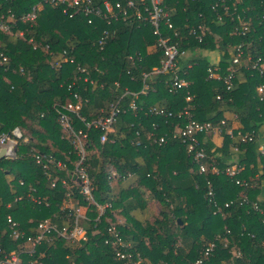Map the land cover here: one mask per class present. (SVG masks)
Returning <instances> with one entry per match:
<instances>
[{
    "label": "trees",
    "instance_id": "1",
    "mask_svg": "<svg viewBox=\"0 0 264 264\" xmlns=\"http://www.w3.org/2000/svg\"><path fill=\"white\" fill-rule=\"evenodd\" d=\"M233 2L225 0L230 5L226 12L220 0H163L177 32L175 35L174 30L165 31L171 42H177L181 49L192 53L197 49L218 50L222 53L217 63L221 78L230 64L231 53L236 52L239 44L252 59L258 55L264 59V21L261 19L264 0H238L236 9ZM33 5H36L35 20L20 21ZM1 14L5 17L13 14L16 21L11 23V33L0 30V53L8 58L6 65H0V133L19 127L28 135L26 142H18L15 159H0V248L4 252L26 247V237L35 236L39 221L51 219L61 223L55 215L67 199L66 189L60 181L54 187L50 182L53 177L68 179L67 170L74 168L77 156L69 138L61 137L64 132L56 120L57 104L66 99L75 101L76 93L82 99L80 113L90 120L99 116L100 106L107 105L127 88L133 94L122 98L121 104L126 110L120 111L104 142L100 141V128L86 129L84 122L70 113L75 128L87 133L86 168L94 185V198L98 203H110V207H106L96 221V207L89 204L90 221L85 224L88 236L85 241L67 244L57 238L51 243L42 242L32 256L23 254V264L37 258L43 264L134 263L116 255L121 249L118 244L105 242L112 238L106 226L114 216L127 212L125 198L142 202L143 190L161 204L158 215L144 222L132 219L130 226L118 228L124 241L133 242L132 252H137L146 263L194 264L195 259L202 256L205 245L227 227L231 231L229 248L238 250L240 255L231 256L218 246L203 264H264V219L253 208L257 203L264 209V172L254 177L259 171L257 163L264 162V156L256 151V143L230 144L227 139L223 145L215 146L210 133L199 134L205 152L213 156L220 168L217 174L199 173L185 144L171 136L174 124L184 120L177 114L186 105L198 121L218 124L224 112H228L238 118L236 129L258 134L264 127V97L258 93L257 86L264 83V75L240 66L232 88L226 89L221 78H208V59L195 58L189 68L179 71L189 81L188 87L170 90L172 71H168L150 74L146 80L148 88L140 92L142 74L151 71L162 58V50L154 46L156 38L148 25L138 21L118 22L113 26L116 28L114 37L100 48L96 40L106 27L104 21L89 24L81 14L68 17L61 8L44 0H0ZM218 16L221 19H217ZM237 16L249 23L248 34L230 33L231 28L238 26ZM198 24L207 28L201 41L187 33V26L197 27ZM129 56L134 58V63ZM55 57L60 58V67L53 65ZM182 62L181 59L179 64ZM80 68L88 73H81ZM73 80L75 83L68 87ZM188 95L190 99L186 98ZM131 99L136 105L132 110L127 108ZM152 105L163 106L173 115L151 114L148 110ZM225 121L230 125V118L225 117ZM160 137L164 138L163 142H159ZM233 144L239 148L236 155L230 150ZM35 153L60 160L67 170L55 172L50 168V172L45 173L35 163ZM138 158L142 162H138ZM231 164L243 165L237 177L253 185L235 184L234 179L223 172L224 167ZM110 168L115 175L110 174ZM129 173L138 175L137 185L127 192L114 194L113 181ZM8 174H12L10 181L14 191L7 182ZM19 180L23 181L22 185ZM207 180L215 191L212 199L206 195ZM30 185L34 187V194L46 197L41 204L26 197ZM68 187L72 199L85 206L76 187L70 184ZM15 194L22 198L14 202ZM230 200L232 203L224 207V202ZM215 203L222 205V214L213 213ZM8 214L19 221L18 229L25 231L24 236L14 238Z\"/></svg>",
    "mask_w": 264,
    "mask_h": 264
},
{
    "label": "built area",
    "instance_id": "2",
    "mask_svg": "<svg viewBox=\"0 0 264 264\" xmlns=\"http://www.w3.org/2000/svg\"><path fill=\"white\" fill-rule=\"evenodd\" d=\"M46 3H50L54 6L61 8L62 12L68 17H74L77 14H81L85 17L87 23L95 24L96 21H104L106 27H104L97 40L96 44L102 48L107 42L114 37L116 28L113 26L118 22H130L135 21L140 22L143 25H148L151 29L152 35L155 36L156 42L155 47L162 50V58L159 60V64L151 68V71L144 72L142 74V87L140 92H145L148 88V83L146 80L150 78V74H159L172 71V75L169 80L170 90H176L179 88H186L189 85V81L179 74V71L184 67L191 66V60L195 59V56L191 55L188 50L181 49L177 42H171L170 36L166 33L168 31L174 30L175 35L177 34L176 28L173 29V22L171 19V12L167 10L163 0H124V1H111V0H44ZM222 2V7L224 11L230 9V5L225 3V0H220ZM238 0H234L233 8L236 9V3ZM261 19L264 21V3L261 5ZM36 5H33L31 10L23 14L20 17L22 22H32L36 18ZM238 17V16H237ZM217 19H221L218 16ZM231 20L234 21V17L231 16ZM15 20L13 14L0 15V30L7 33H11V23ZM139 23V24H140ZM187 33L194 35L198 41L202 40V36L206 32L207 28L203 24H198L197 27L187 26ZM232 27V26H231ZM251 30L249 23L246 20H242L238 17V26H234L230 29L231 34H248ZM166 31V32H165ZM22 32H18L21 35ZM47 47V45H46ZM45 47V49H46ZM198 51V49H197ZM246 58L245 66L250 67L259 72V74L264 75V59L261 55L252 59L249 54H244L242 49V44L236 46V52L231 53V60L229 66L226 68V73L221 78L219 75V65L210 64L208 67V78L222 79L226 89H231L233 86V79L236 76L242 58ZM131 63H134V58L129 56ZM182 59V63L179 61ZM8 58L6 55L0 53V65H6ZM60 58L55 57L53 65L55 67L61 66ZM80 72L87 74L88 72L85 68H80ZM86 79V78H84ZM75 83V80L68 85L70 87ZM118 86V83L115 84ZM258 93L264 97V83L257 86ZM132 92L128 91L127 88L123 89V92L109 102L108 112L104 115L101 114L95 119L90 121H85L79 114L81 109V98L78 94L74 93L75 102L68 101L65 104H57V121L62 129V131L69 138L74 152L77 156L74 168L70 171V174L75 177V187L78 194L86 202V205L78 204L74 202L72 205H62L61 209L56 213L55 218L60 220V224L51 219H44L39 221L37 224L35 236L29 235L26 237V247H21L18 250L10 249L4 252L0 248V264H23V254H28L30 256L35 253L37 246L42 242L51 243L54 239L61 238L67 244L80 243L85 241L87 236L86 225L90 221V217L87 214L89 204L96 207L97 216L95 220H99V217L104 214L105 208L110 207V203H98L93 195V182L86 168V137L87 133L82 129L73 128V120L70 113H73L77 117L83 120L86 129L91 126L95 128H100L102 134L100 135V141L104 142L107 140V132L112 128L114 122L117 120L120 111L125 110L122 106V98L125 94ZM190 99V95L186 97ZM219 98V95H217ZM123 107V108H122ZM127 108L135 109L136 105L133 99H131ZM189 105H186L178 114V118L184 119L183 122L177 121L174 124L172 130V138H178L183 143L186 144L187 153L192 158L196 170L199 173H219L220 168L214 163V158L208 155L204 148L202 147L198 135L207 133H221L224 131L226 135L233 140V142H247L254 141L256 143V151L260 156H264V127L260 129V132L253 135V132H243L239 129L227 126L224 119H221L218 124H214L211 121H198L193 118L190 112ZM149 113L172 116V112L166 110L163 106L152 105L149 107ZM224 126V129L222 128ZM235 130V132H234ZM27 141V136L19 127H13L7 132L0 133V150L3 151L4 158L15 159L17 156L18 142ZM164 138L160 137L159 142H163ZM138 143V142H137ZM232 150L237 153L239 151L238 145H231ZM34 161L36 164L40 165L44 172L47 173L50 168L55 172L60 170H67L64 163L59 160H55L50 155H44L42 153L34 154ZM244 169L243 165L231 164L224 167L223 172L234 179L235 184L243 186H252L249 180L241 177H237ZM258 172L254 173V177H257L258 173L264 172V162L257 163ZM109 172L111 175H115V171L110 168ZM57 179H51V186H55ZM264 180H262V183ZM22 183V181H21ZM62 185L68 188L66 197L70 199L72 197V192L67 185L66 180H61ZM206 195L209 198H213L215 191L212 188L210 181L206 182ZM34 202L41 204L45 201L43 197H35L32 199ZM47 203V202H45ZM232 203V200L225 201L223 206L228 207ZM214 214H222L223 207L221 204H214ZM254 210L258 211L264 219V209L260 208L257 203L253 205ZM113 221H108L106 226V231L112 237L111 239L105 240L106 243H111L113 246L118 244L121 249L116 252V255L120 258H127L129 261L137 262L140 259L139 254L136 252L134 254L132 251V245L129 241H124L121 236V232L118 228L117 217L114 216ZM9 227L14 238L22 237L25 235L24 230L19 231V224L17 221L12 219L10 216L7 217ZM231 231L229 228L224 227V231L221 234H216L212 240L205 245L202 256L195 259L194 264H203L204 261L208 260L212 252L218 246L227 250L231 256H239L240 252L233 248H229ZM109 240V241H108ZM27 264H43L41 259H30Z\"/></svg>",
    "mask_w": 264,
    "mask_h": 264
},
{
    "label": "crops",
    "instance_id": "3",
    "mask_svg": "<svg viewBox=\"0 0 264 264\" xmlns=\"http://www.w3.org/2000/svg\"><path fill=\"white\" fill-rule=\"evenodd\" d=\"M199 50L200 49H198V51L197 52H194V53H192L191 52V55H196V56H198V52H199ZM221 55H222V53H219V55L215 58L213 55L211 56V58H210V60L208 59V61L210 62V64H217L219 61H220V57H221ZM196 58V57H195ZM246 64V58L244 57V58H242V62H241V65L240 66H243V65H245ZM240 68V67H239ZM128 90V89H127ZM115 98V97H114ZM69 101H71V100H69ZM75 101H76V99H75ZM75 101H72V102H75ZM66 102H68V100L66 99L63 103H61V104H65ZM108 105H109V102H107V105H105V106H100L99 107V114L98 115H100V114H106L107 112H108ZM81 107H82V99H81ZM105 107V108H104ZM81 110V109H80ZM126 110V109H125ZM73 114V113H72ZM85 121H90V120H92V119H95L96 117H94V118H92V119H90V120H88V119H86V117L85 116H83V114H79ZM70 116H71V118H72V120H73V122H74V119H73V115H71L70 114ZM76 118H79V117H77L76 115H74ZM225 117H227V118H230L231 119V122H230V125H228V126H230V127H232V128H237V127H239V123H238V118H237V116H236V114H231V113H228V112H224V118H222V119H224L225 120ZM80 120H81V118H79ZM56 120H57V118H56ZM82 122H83V120H81ZM58 122V121H57ZM59 124V123H58ZM60 126V125H59ZM73 128L74 129H82V128H75V126H74V123H73ZM82 130H84V129H82ZM234 132H235V130H234ZM261 135H264V133H260ZM63 135H65L66 136V134L65 133H63L62 135H61V137H63ZM26 136H28V135H26ZM209 137H210V139L212 140V142L214 143V145L215 146H221V145H223L224 144V142H225V140H229L228 142L231 144V142L233 141V140H231L227 135H226V133L224 132V131H222L221 133H210V135H209ZM28 138V137H27ZM200 141V140H199ZM26 142V141H25ZM201 142V141H200ZM183 143V142H182ZM185 144V143H184ZM185 146H186V144H185ZM230 148H231V146H230ZM233 153L232 154H237V153H235L233 150H232V148L230 149ZM186 152H187V147H186ZM44 155H46V154H44ZM60 161V160H59ZM137 161L138 162H142V159L141 158H138L137 159ZM62 171H64V170H62ZM72 171V170H71ZM48 172H50V170H48ZM67 172H68V179L66 178V177H58L57 178V181H60V183H61V180L62 179H64V180H66V182H67V185L69 186V184L71 185V186H75V177H74V175H72V174H70V170H67ZM8 176V180H7V182L9 183V185L11 186V189L14 191V188H13V185H12V182L10 181V179L12 178V174H8L7 175ZM120 178V179H119ZM118 179L116 178V180L115 181H113V189H112V192L115 194H117L119 191H123V192H127L129 189H131L132 187H134V185L136 184L137 185V181H138V175L136 174V173H129L128 175H126L125 177H119ZM21 181L22 180H19V184L20 185H22L23 184V181H22V183H21ZM56 181V182H57ZM51 183V182H50ZM61 185H62V183H61ZM50 186H51V184H50ZM52 187V186H51ZM54 187V186H53ZM62 187L64 188V189H66V193H67V191H68V188H65L63 185H62ZM38 196H40V195H37V194H34V187L33 186H28V190H27V193H26V197L30 200V201H32V202H34L32 199L33 198H35V197H38ZM40 197H43L45 200H46V197L45 196H40ZM22 198V196H20V194H15L14 196H13V201L15 202V201H18V200H20ZM155 200V198H149L148 197V195H147V193L143 190V195H142V199H141V201L142 202H138V201H136V200H134V199H132V198H125L124 199V202H125V205H126V207H127V212L125 213V214H121L120 213V215H119V217L117 218V224H118V226H123V227H128V226H130L131 224H132V222H131V220L132 219H135V220H138V221H140V222H144V221H146V220H148V219H150L151 218V216H152V211H151V206L149 205V204H151L153 201ZM74 202H76V201H74L73 199H72V197L70 198V199H65V201H64V203H63V205H72ZM10 201L6 204V206H10ZM56 213H58V211L56 212ZM7 216H10L12 219H13V217L10 215V214H8ZM15 220V219H14ZM15 221H17V220H15ZM18 222V224L20 225V223H19V221H17ZM130 243H131V245H133V242L132 241H129Z\"/></svg>",
    "mask_w": 264,
    "mask_h": 264
},
{
    "label": "rangeland",
    "instance_id": "4",
    "mask_svg": "<svg viewBox=\"0 0 264 264\" xmlns=\"http://www.w3.org/2000/svg\"><path fill=\"white\" fill-rule=\"evenodd\" d=\"M230 27V25L228 26ZM219 51L218 50H214V51H209V50H205V49H200L199 52H198V56L196 55H193L195 56L196 58H208L210 60L211 56L213 55L215 58L219 55ZM210 63V62H209ZM27 132V131H26ZM28 133V132H27ZM151 206V211H152V216H151V219L154 217V216H157L160 209H161V204L159 202H157V200H154L151 204H149ZM119 216H117L118 218ZM130 264H148L145 262V260H143L141 257L140 259L137 260V262L135 263H131Z\"/></svg>",
    "mask_w": 264,
    "mask_h": 264
},
{
    "label": "water",
    "instance_id": "5",
    "mask_svg": "<svg viewBox=\"0 0 264 264\" xmlns=\"http://www.w3.org/2000/svg\"><path fill=\"white\" fill-rule=\"evenodd\" d=\"M3 157H4V155H3V151L0 150V159H2Z\"/></svg>",
    "mask_w": 264,
    "mask_h": 264
}]
</instances>
